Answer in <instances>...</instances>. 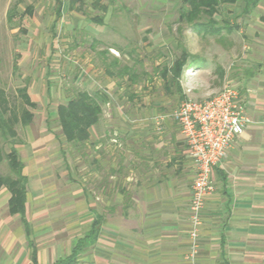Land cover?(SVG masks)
<instances>
[{
    "label": "crops",
    "instance_id": "obj_1",
    "mask_svg": "<svg viewBox=\"0 0 264 264\" xmlns=\"http://www.w3.org/2000/svg\"><path fill=\"white\" fill-rule=\"evenodd\" d=\"M54 1L61 13L64 0ZM27 7L23 17L32 16V5ZM191 68L197 76L204 67ZM251 69L242 78L240 99L255 123L213 168L214 192L204 201L196 264H264V60ZM102 93L110 104L109 93ZM119 120L114 130L121 138L114 144L109 136H94L89 189L80 168L61 169L65 143L48 131L45 119L23 127L24 140L15 149L27 178L24 218L30 233L19 215L8 212L10 194L0 188V264H56L78 243L75 264H188L196 167L179 126L164 114ZM104 126L100 117L92 128Z\"/></svg>",
    "mask_w": 264,
    "mask_h": 264
},
{
    "label": "rangeland",
    "instance_id": "obj_2",
    "mask_svg": "<svg viewBox=\"0 0 264 264\" xmlns=\"http://www.w3.org/2000/svg\"><path fill=\"white\" fill-rule=\"evenodd\" d=\"M92 2L82 0L71 10L70 2L64 0L58 17L54 0H0V97L16 116L23 107L17 89L27 86L36 104L29 110L33 125H43L45 119L48 131L51 128L56 138H62L53 117L57 106L80 91L109 93L110 104L108 100L102 107V131L91 128L84 146L63 141L66 162L61 169L80 168L88 189L96 133L105 135L101 140L109 136L114 144L121 138L114 130L121 126L120 117L133 122L169 116L182 102L205 100L227 84L240 93L242 78L264 60V0H258L246 15L242 13L244 0L223 5L213 22L203 19L205 28L197 30L179 19L183 0H113L105 14L93 8ZM30 5L32 16L23 17ZM9 12H15L12 22L7 19ZM99 17L101 24L93 21ZM212 27L220 29V34H212ZM183 49L201 60L204 68L197 76L193 68H185L181 92L172 89L168 93L160 69L171 64ZM125 68L128 75L135 76L133 83L124 74ZM127 110L129 114L122 115ZM14 130V139L0 134L4 153L13 141L16 148L24 140L23 126L18 123ZM61 157L58 154L54 159ZM0 173L11 174L6 161L0 164Z\"/></svg>",
    "mask_w": 264,
    "mask_h": 264
},
{
    "label": "trees",
    "instance_id": "obj_3",
    "mask_svg": "<svg viewBox=\"0 0 264 264\" xmlns=\"http://www.w3.org/2000/svg\"><path fill=\"white\" fill-rule=\"evenodd\" d=\"M69 7L72 10L76 3H82V0H67ZM108 2L104 4L103 2ZM113 0H93L92 7L99 10L103 14L107 12L109 3ZM237 0H183L184 9L180 14V21L189 24L195 30L205 28L204 20L208 23L213 22V18L218 14L219 8L223 5L234 4ZM258 0H244L243 14H249L252 9L257 6ZM27 13H31V8L27 7ZM60 15L59 7L57 9ZM15 12L8 13V21L12 22ZM204 19V20H203ZM93 21L101 24L102 18H94ZM228 30L232 28L226 26ZM212 34L219 35L221 30L209 29ZM204 63L198 60L195 56L190 55L185 49L181 54L169 65H165L160 69V77L163 80L164 88L168 93L172 89L181 92L180 79L184 69L187 67H195L202 69ZM17 69L16 65L14 66ZM129 69L125 68L124 74L128 75ZM123 74V76H124ZM133 75H128V79L133 83ZM27 86L17 89L18 96L22 100L23 107L19 116H16L12 110L7 108V102L0 97V134L6 139L9 136L11 139L16 137L14 126L18 123L25 127L32 122L33 114L29 110L36 108V104L31 101L28 95ZM183 98V97H182ZM108 98L100 91L88 93L86 91L78 92L74 98L70 99L65 104H61L56 108V120L61 136L64 142L74 147L84 146L90 138V129L95 126L102 116V107L107 104ZM8 115L6 116V114ZM15 142H12V147L8 153H4L0 146V164L7 162L11 174L2 175L0 173V188L4 187L10 194L8 200V212L11 215H19L22 218L26 233H30V227L24 218L27 178L22 175L23 165L19 160L18 152L14 148ZM91 232H88L85 239H89ZM81 250V243L76 245L74 252L69 257L59 260L56 264H75L76 257Z\"/></svg>",
    "mask_w": 264,
    "mask_h": 264
},
{
    "label": "built area",
    "instance_id": "obj_4",
    "mask_svg": "<svg viewBox=\"0 0 264 264\" xmlns=\"http://www.w3.org/2000/svg\"><path fill=\"white\" fill-rule=\"evenodd\" d=\"M167 117L179 126L188 155L196 167L188 208L186 255L188 264H196L204 201L214 192L213 168L224 160L232 141L255 122L247 115L238 89L229 84L205 100L182 102Z\"/></svg>",
    "mask_w": 264,
    "mask_h": 264
}]
</instances>
